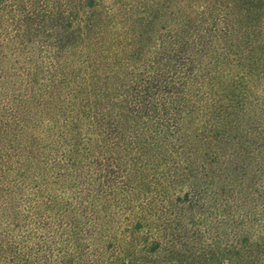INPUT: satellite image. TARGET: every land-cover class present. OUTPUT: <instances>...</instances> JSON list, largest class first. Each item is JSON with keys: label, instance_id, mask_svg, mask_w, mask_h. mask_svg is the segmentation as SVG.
Returning <instances> with one entry per match:
<instances>
[{"label": "trees", "instance_id": "16d2710c", "mask_svg": "<svg viewBox=\"0 0 264 264\" xmlns=\"http://www.w3.org/2000/svg\"><path fill=\"white\" fill-rule=\"evenodd\" d=\"M0 264H264V0H0Z\"/></svg>", "mask_w": 264, "mask_h": 264}]
</instances>
